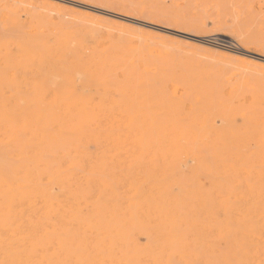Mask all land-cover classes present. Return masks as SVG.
<instances>
[{
	"label": "rangeland",
	"instance_id": "374dc122",
	"mask_svg": "<svg viewBox=\"0 0 264 264\" xmlns=\"http://www.w3.org/2000/svg\"><path fill=\"white\" fill-rule=\"evenodd\" d=\"M73 1L127 19L51 0H0V79L11 80L6 94L91 98L103 110L154 116V136L191 129L184 141L197 143L180 154L167 153L166 143L142 154L92 144L77 155L74 146L65 147L58 161L61 191L51 185L60 197L64 250L53 255L51 242L49 264H264V220L239 219L237 211L219 208L213 194L222 182L219 168L206 162L209 148L201 145L243 144L260 151V133L240 132L248 124L237 105L226 115L216 108L218 99H226L222 93L212 109L203 108L205 102L196 105L209 90L242 84L264 99V62L236 53L242 48L264 56V0ZM53 38L63 46L86 47L97 58L83 56L77 65L73 58L63 61L62 51L49 56ZM34 40L44 43L33 45ZM214 130L218 137L207 135ZM169 138L180 136L162 140ZM97 220L112 228L99 231L92 225Z\"/></svg>",
	"mask_w": 264,
	"mask_h": 264
},
{
	"label": "bare ground",
	"instance_id": "6f19581e",
	"mask_svg": "<svg viewBox=\"0 0 264 264\" xmlns=\"http://www.w3.org/2000/svg\"><path fill=\"white\" fill-rule=\"evenodd\" d=\"M51 1L61 5L70 4L79 9L117 18V20L127 19L108 10L73 0ZM128 21L144 27H153L140 20ZM19 34L23 35V33ZM38 38L40 39L41 36L38 35ZM43 41L38 43L34 40L33 45L36 43L43 45ZM50 41L49 56H52V52L62 51V60L66 57L73 58L72 64L77 65L82 63L83 56L91 60L97 58L86 47L63 46L59 38H53ZM25 46L27 47V44ZM35 47L33 48L35 51L39 50ZM236 53L253 62H264V56L250 55L242 48H239ZM103 58L106 62L109 60V55ZM93 63L102 64L95 61ZM8 81L0 79V264H49L51 242L55 245L53 255L61 254L64 250L62 245L64 233L61 227L62 207L59 194L53 195L51 185L61 187V167L58 161L63 158L65 147L74 146L73 151L77 155L85 151L80 149L81 147L92 144L113 147L115 152L122 146L129 147L133 148L130 152L142 154L146 148L166 143L167 153L180 154L185 146L197 143L184 141L185 137L192 134L189 131L191 129L162 130L154 136L156 133L154 116L149 117L143 112L103 110L102 103H96L91 98L72 94L63 97L55 96L46 100L38 96L21 97L23 94L19 95L17 92L7 95L5 85L9 83ZM243 88L248 87L242 84L229 86L223 91L221 88L220 91L209 90L201 94V97L199 96L196 105L205 102L207 105L203 103L202 107L211 108L215 99L222 93L224 96L221 97L226 99L222 101L218 99L219 104H216V108L224 114L225 112L229 114L237 105L239 107L237 109L244 113L241 115L242 118L247 120L248 124L241 127L240 132L244 135H257L256 133L259 132L260 151L249 150V146L243 144H235L232 148H226L223 144L209 145L207 142L201 145L209 148L211 157L209 156L206 162L216 163L219 168L218 173L222 182L213 191V194L216 193L219 198V208L237 211L234 215H237L239 219L264 220V99L263 95L255 93L252 87L248 88V94L243 95L241 93ZM217 94L220 95L217 97ZM188 97L193 100L192 96ZM192 107L191 105V111L194 109ZM211 109L209 112L212 111ZM148 120L150 122L148 126H145ZM175 133L179 134L180 138L174 141L171 138L167 141L162 140L163 136ZM213 133L218 137V132L215 130L207 135ZM136 194L139 193L136 192ZM76 221L84 222L80 217H76ZM92 225L104 233L112 228L104 227L100 220ZM240 235L246 236L242 233Z\"/></svg>",
	"mask_w": 264,
	"mask_h": 264
}]
</instances>
